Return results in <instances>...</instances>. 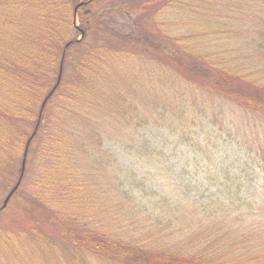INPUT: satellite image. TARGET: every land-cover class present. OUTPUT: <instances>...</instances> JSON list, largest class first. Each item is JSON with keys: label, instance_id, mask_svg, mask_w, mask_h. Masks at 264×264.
Here are the masks:
<instances>
[{"label": "trees", "instance_id": "1", "mask_svg": "<svg viewBox=\"0 0 264 264\" xmlns=\"http://www.w3.org/2000/svg\"><path fill=\"white\" fill-rule=\"evenodd\" d=\"M79 1L0 0V155L23 145L21 162L0 161L2 182L17 177L0 206V242L14 230L31 235L34 254L55 264H264V224H247L264 213L255 205L264 201V0H144L142 14L156 4L176 8L186 31L171 35L174 24L167 31L160 24L143 35L108 25L99 36L98 16L74 26ZM136 13L134 23L142 19ZM77 14L90 10L81 5ZM73 31L82 38L71 39ZM147 121L166 122L180 142L198 133L205 171L219 169L215 189L185 166L172 168L140 130ZM201 122L247 153L223 170V157L210 160L219 151L196 128ZM105 139L132 155L144 176L117 173ZM38 154L42 171L28 189V159ZM135 189L140 200L148 191L157 195L155 208L142 205L151 214L133 206ZM14 199L23 210L10 222L16 228L1 221ZM115 200L129 208L119 220L112 210L104 226ZM23 251L12 246L3 264L32 261Z\"/></svg>", "mask_w": 264, "mask_h": 264}, {"label": "rangeland", "instance_id": "2", "mask_svg": "<svg viewBox=\"0 0 264 264\" xmlns=\"http://www.w3.org/2000/svg\"><path fill=\"white\" fill-rule=\"evenodd\" d=\"M84 5L85 8L90 10V14L86 17H81V15L77 14L75 18L76 25L82 26V24L85 23L86 19L93 18L94 16H98L99 20L97 24L95 25V35L99 36L104 33L106 27L114 26L115 29L118 31H121L122 33L127 32H135L137 33H147V32H156L162 28V30L167 31L166 27L168 25L174 24L172 30H170V34L174 35L176 33H180V31L185 32L188 28L187 26L181 25L182 17H185L184 14H178L176 11V8H165V9H159L164 7H159L158 4H156V7L149 8L144 11V14L141 13V8L138 5L144 0H80ZM147 1V0H146ZM164 1V0H163ZM157 3H159V0H156ZM163 3V2H161ZM165 3V2H164ZM166 4V3H165ZM133 7V8H132ZM136 10L140 13V16L142 19H136L135 23L132 19V17L137 16L138 13H136ZM144 10V9H143ZM132 13V15L130 14ZM157 22V23H156ZM138 24V25H136ZM160 24H163L160 28ZM170 29V28H168ZM215 30V29H214ZM218 30V29H217ZM216 30V31H217ZM149 34V33H147ZM151 35V34H150ZM80 33L79 31H73L70 34V38H79ZM154 40V39H153ZM151 66H153V62L148 61ZM156 63V62H155ZM149 66V68L151 67ZM160 68H158V74H156L157 82H161L163 79V76L160 74ZM149 76L150 80L154 78L153 74L147 75ZM169 76L166 75V78ZM165 78V79H166ZM162 81L159 84V87L163 85ZM166 93L169 92V90H165ZM162 93V92H161ZM235 117V115H234ZM148 121L144 124L140 123V130L147 135L148 138H150L155 145H158V147H162L165 154L163 155V158H168L169 164L172 165V168L176 167L177 171L179 168H184V172L190 174V176H203L206 180V184L209 185V190L215 189V186L213 185V182L215 181L216 173H219L218 168L208 169L205 171V166L203 165V160L206 158V154L202 152L199 147H202L201 142L197 141L198 133H192L188 131V141L184 140L180 142L179 140H175L173 136L178 135L175 132V129H171L166 127L164 124L170 126L166 122H162V124H157ZM153 124V125H152ZM196 128L199 129L202 132V135L205 137H209V143L210 145L215 149L218 150L219 153L217 155H211L210 160L215 163L218 162L217 159H221L223 157L222 161V169L225 170V167L227 165H230L231 161H233L236 158V155H244L247 152L244 150H240L241 148L237 146V143L231 139L228 138L227 135L221 134L218 129L213 126L211 123H197ZM247 134L246 132H244ZM248 135V134H247ZM239 138H242L241 135H239ZM190 139H193L192 141ZM12 140V139H11ZM178 141V142H176ZM113 141L109 139L104 140V149H110V152L113 154V159L116 160V170L117 173L121 174L124 173L125 169H130L135 174L141 178L143 177V171L138 167V164L133 160L131 157L132 155L128 154L125 150H123L118 144L114 143ZM20 144V143H19ZM263 153V155L260 157V159L264 160V145H261L260 147V154ZM37 155V154H34ZM11 156L12 159L19 160L21 162L22 156H23V145L21 144L20 148H14V146H11L9 149L4 151L3 154L0 155V161L5 160L7 157ZM39 156V158H38ZM34 159L30 157L28 159V173L29 175L23 178V183L27 186V188H34L36 187V177L41 173L42 171V158L41 155L38 154ZM18 162V163H19ZM17 163V165H18ZM259 163H255V166L257 167ZM123 170H120L122 169ZM182 170V169H181ZM261 175L264 177V169H259ZM205 171V172H204ZM240 172L243 173V170H240ZM16 174V173H15ZM141 176V177H140ZM165 177H169V175H164ZM165 177H161L162 181L167 183H173L175 181H178L179 178L174 177L173 180L166 179ZM5 181L2 182V178H0V206L3 204V201L10 191V189L13 187L14 183L17 180L16 176L9 175L5 176ZM22 183V184H23ZM22 186V185H21ZM172 187V186H171ZM222 187V185L220 186ZM205 189L204 186L199 187L200 191H203ZM156 192L163 191L159 188H156ZM263 190V189H262ZM21 191H24L23 188H21ZM166 193L167 190L165 188ZM151 192V191H150ZM148 191V193H150ZM135 195L134 198L137 204H133L134 207L137 209H140L142 212V215L151 214V209L147 206L146 208L143 207V202L146 204H151L155 208V201L156 198L153 192L150 194H145L142 199H139V195H142L141 192L138 189H135ZM172 193V192H171ZM111 194V192H110ZM121 200H125V197L122 195ZM16 200L14 199L12 202H10L8 208L3 212L1 215V221L5 224H9L11 221H17L23 217V213L20 211H23L22 208L14 205ZM108 202V201H107ZM19 203V202H18ZM132 203V202H131ZM129 202V204L131 205ZM255 205H261L264 206V201H258ZM129 205L124 203L120 204L117 200H115L114 203L108 202L107 203V216L102 217V223L104 226H107L109 224L111 216H113L114 212L112 210H116V215L119 213V216L116 217L117 220L123 219V215L126 212V209L129 208ZM151 207V206H150ZM148 208V209H147ZM262 208V207H261ZM264 208V207H263ZM247 212V209L245 210ZM250 214H253L252 212ZM16 217H15V216ZM140 218H142L139 215ZM138 217L137 220H140ZM251 218V219H250ZM247 218V224L254 223L258 224H264V213L262 211L258 214L256 217ZM130 223V221H127ZM12 227H15L12 223H10ZM16 228V227H15ZM76 228H79V225L76 226ZM8 242L1 241L0 242V264H3L7 260H11L10 256V248L13 246V248H16L17 246L23 247V253L27 254L29 258H33L32 261H29V263L24 262V264H55L53 262H47L43 255H36L34 254L35 251L31 250L32 247V240L31 235L18 232L17 230H14L10 233V237H8ZM55 244V243H53ZM49 243V245H53ZM63 247V245H60V248ZM56 249H58V246H55ZM259 251V250H257ZM31 252H33L31 254Z\"/></svg>", "mask_w": 264, "mask_h": 264}, {"label": "water", "instance_id": "3", "mask_svg": "<svg viewBox=\"0 0 264 264\" xmlns=\"http://www.w3.org/2000/svg\"><path fill=\"white\" fill-rule=\"evenodd\" d=\"M77 8H78V6H76L75 7V13H74V15H76V10H77ZM83 36V32L81 33V37ZM78 40H80V39H78ZM51 94V92L49 93V95ZM23 166H24V159H23ZM17 188V185H15L12 189H11V191L8 193V195L6 196V198L4 199V202H3V206H5L6 205V203H7V201H8V199H9V197L11 196V194L13 193V191L15 190Z\"/></svg>", "mask_w": 264, "mask_h": 264}]
</instances>
